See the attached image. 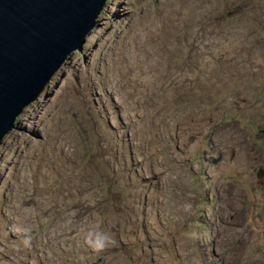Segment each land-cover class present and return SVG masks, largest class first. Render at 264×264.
Returning <instances> with one entry per match:
<instances>
[{
	"label": "rangeland",
	"instance_id": "1",
	"mask_svg": "<svg viewBox=\"0 0 264 264\" xmlns=\"http://www.w3.org/2000/svg\"><path fill=\"white\" fill-rule=\"evenodd\" d=\"M107 1L0 145V264H264V0Z\"/></svg>",
	"mask_w": 264,
	"mask_h": 264
},
{
	"label": "water",
	"instance_id": "2",
	"mask_svg": "<svg viewBox=\"0 0 264 264\" xmlns=\"http://www.w3.org/2000/svg\"><path fill=\"white\" fill-rule=\"evenodd\" d=\"M107 0H0V145L50 78L81 50Z\"/></svg>",
	"mask_w": 264,
	"mask_h": 264
},
{
	"label": "bare ground",
	"instance_id": "3",
	"mask_svg": "<svg viewBox=\"0 0 264 264\" xmlns=\"http://www.w3.org/2000/svg\"><path fill=\"white\" fill-rule=\"evenodd\" d=\"M106 2H107V1H106ZM121 2H122V1H121ZM130 2H131V0H130ZM232 3H234V2H232ZM105 4H106V3H105ZM104 6H105V5H104ZM103 10H104V8H103ZM103 10H102V11H103ZM120 11H121V14L118 13V17H119V18H121V15H123V16H126V15H127V14H126V9L123 8V9H121ZM101 13H102V12H101ZM101 13H100V15H101ZM256 16H257V15H256ZM259 16H260V15H259ZM252 17H253V16H252ZM254 17H255V16H254ZM98 18H99V17H98ZM171 18H172V17H171ZM260 18H261V16H260ZM255 19H257V18H255ZM97 21H98V19H97ZM168 21H169V20H168ZM169 22H170V21H169ZM96 24H97V23H96ZM151 24H152V23H151ZM101 25H104V24H102V22H101ZM95 26H96V25H95ZM151 26H152V25H151ZM153 26H155V24H154ZM148 27H149V25H148ZM170 27H171V26H170ZM93 29H94V28H93ZM151 29H152V27H151ZM148 30H149V29H148ZM152 30H153V29H152ZM154 30H155V29H154ZM156 30H157V29H156ZM146 31H147V30H146ZM152 32H153V31H152ZM145 33H146V32H145ZM148 33H149V31H148ZM154 33H156V31H155ZM245 33H246V32H245ZM89 34H90V33H89ZM89 34H88V35H89ZM241 34H242V32H240V33L238 34V36L241 35ZM153 35H154V34H153ZM91 36H92V35H91ZM150 37H151V36H150ZM150 37H149V38H150ZM152 37H153V36H152ZM242 38H243V37H242ZM151 39H152V38H151ZM151 39H150V40H151ZM86 40H87V39H85V41H86ZM140 40H141V39H140ZM141 41H142V40H141ZM150 42H151V41H150ZM150 42H149V43H150ZM153 43H154V42H153ZM242 43H244V41L241 42V44H242ZM246 43H247V41H246ZM150 45H152V44H150ZM247 46H248V45H247ZM250 46H251V45H249V47H250ZM154 47H155V46H154ZM154 47H153V48H154ZM153 48H151V49H153ZM155 48H156V47H155ZM246 48H247V47H246ZM250 48H252V47H250ZM134 49H135V48H134ZM137 49H138V48H137ZM140 49H141V47H140ZM149 49H150V48H149ZM151 49H150V51H151ZM240 49H241V47H240ZM241 50H242V49H241ZM243 50H244V49H243ZM131 51H133V50H131ZM134 51H135V50H134ZM134 51H133V52H134ZM137 51H138V50H137ZM148 51H149V50H148ZM154 52H155V51H153L152 53H154ZM247 52H248V51H247ZM141 53H142V52H141ZM244 53H245V52H244ZM255 53H256V52H255ZM255 53H254V54H255ZM131 54H132V53H131ZM144 54H145V53H144ZM144 54H143V55H144ZM240 54H241V53H240ZM245 54H246V53H245ZM245 54H244V55H245ZM132 55H134V54H132ZM136 55H137V54H136ZM136 55H135V56H136ZM138 55H141V54H138ZM138 55H137V56H138ZM146 55H148V53H146ZM150 55H151V54H150ZM251 55H252V54H251ZM255 56H256V55H255ZM255 56H254V57H255ZM257 56H258V54H257ZM257 56H256V57H257ZM261 56H262V54H261ZM261 56H260V57H261ZM69 57H70V56H69ZM144 57H145V56H144ZM148 57H149V56H148ZM241 57H242V54H241ZM243 57H244V56H243ZM262 57H263V56H262ZM146 58H147V57H146ZM68 59H69V58H68ZM133 59H134V58H133ZM137 59H138V58H137ZM147 59H148V58H147ZM149 59H150V58H149ZM149 59L146 60V62L149 61ZM240 59H241V58H240ZM243 59H244V58H243ZM243 59H242V60H243ZM258 59H259V58H258ZM260 59H261V58H260ZM260 59H259V60H260ZM141 60H143V59H141ZM249 60H250V59H249ZM251 60H253V58H252ZM259 60H258V61H259ZM139 61H140V60H139ZM143 61H145V60H143ZM253 61H254V60H253ZM255 61H256V60H255ZM255 61H254V62H255ZM258 61H257V62H258ZM152 62H153V61H152ZM243 62H244V61H243ZM148 63H149V62H148ZM153 63H154V62H153ZM260 64H261V63H260ZM142 65H143V63H142ZM146 65H147V64H146ZM148 65H149V64H148ZM225 65H226V64H225ZM232 65H233V64H232ZM229 66H230V65H229ZM255 66H256V65H255ZM259 66H260V65H259ZM60 67H61V66H60ZM60 67H59V68H60ZM150 67H151V66H150ZM252 68H253V66H252ZM151 69H152V68H151ZM229 69H230V68H229ZM250 70H251V69H250ZM231 71H232V70H230V72H231ZM251 72L253 73L252 70H251ZM150 73H151V72H150ZM135 74H136V73H135ZM229 74H230V73H229ZM229 74H228V75H229ZM136 75H138V74H136ZM93 77H94V76H93ZM104 77H105V75H104ZM107 77H108V76H107ZM219 77H220V76H219ZM226 77H227V76H226ZM231 77H232V76H231ZM216 78H217V77H216ZM229 78H230V77H229ZM50 79H51V78H50ZM105 79H107V78H105ZM105 79H104V80H105ZM111 79H112V78H111ZM95 80H96V78H95ZM210 80H211V79H210ZM229 80H230V79H229ZM49 81H50V80H49ZM97 81H98V80H97ZM108 81H109V79H108ZM108 81H107V82H108ZM99 82H100V81H99ZM102 82H104V81H102ZM111 82H112V81H111ZM135 82H136V81H135ZM204 82H206V80H205ZM210 82H211V81H210ZM214 82H215V81H214ZM214 82H213L212 84H214ZM47 84H48V83H47ZM196 84H197V83H196ZM215 84H216V83H215ZM115 85H116V84H115ZM210 85H211V84H210ZM216 85H217V84H216ZM102 86H103V85H102ZM104 86H105V85H104ZM197 86H198V85H197ZM214 86H215V85H214ZM45 87H46V86H45ZM226 87H228V85H227ZM109 88H110V87L108 86V89H109ZM112 88H113V86H112ZM205 88H206V87H205ZM216 88H217V87H216ZM218 88H220V87H218ZM44 89H45V88H44ZM105 89H106V88H105ZM198 89H199V87H198ZM231 89H232V88H231ZM231 89H230V91H231ZM109 90H110V89H109ZM206 90H208V89H206ZM224 90H225V89H224ZM226 90H227V89H226ZM127 91H128V90H127ZM209 91H210V90H209ZM212 91H213V90H212ZM218 91H219V90H218ZM125 92H126V90H125ZM125 92H124V93H125ZM221 92H223V91H221ZM231 92H232V91H231ZM204 93H205V92L203 91V94H204ZM217 93H219V92H217ZM226 93H227V92H226ZM213 94H214V93H213ZM39 95H40V94H39ZM222 95H223V94H222ZM213 96H214V95H213ZM217 96H218V95H216V97H217ZM216 97H214V98H216ZM219 97H220V96H219ZM37 98H38V97H37ZM37 98H36V99H37ZM36 99H35V100H36ZM70 101H71V100H70ZM76 101H77V100H76ZM33 102H34V101H33ZM70 104H71V103H70ZM29 105H30V104H29ZM29 105H28V106H29ZM73 105H74V104H73ZM28 106H27V107H28ZM27 107H26V108H27ZM23 111H24V110H23ZM251 111H252V110H251ZM59 112H60V110H59ZM253 112H254V111H253ZM255 112H256V111H255ZM62 113H63V112H62ZM56 114H57V113H56ZM256 114H257V113H256ZM256 114H255V115H256ZM252 115H254V114H252ZM250 116H251V114H250ZM40 118H41V117H40ZM18 120H19V117H18ZM151 120H152V119H151ZM67 122H68V121H67ZM22 125H23V124H22ZM44 125H45V124H44ZM15 126H16V125H15ZM49 127H50V126H49ZM14 128H15V127H14ZM40 128H41V127H40ZM26 129H27V130H30V131H33V132H34V131H38V129L36 128V126H34V127H29V128L26 127ZM62 129H63V128H62ZM62 129H61V130H62ZM52 130H53V129H52ZM61 130H60V131H61ZM41 131H42V133L46 132V128L43 127V128L41 129ZM48 132H49V131H48ZM56 132H57V131L52 132V137L55 135ZM61 132H62V131H61ZM61 132H60V133H61ZM9 133H10V132H9ZM9 133H8V134H9ZM58 133H59V132H58ZM107 133H108V132H107ZM8 134H7V135H8ZM45 134H46V133H45ZM48 134H49V133H48ZM50 135H51V134H50ZM62 135H63V133H62ZM122 135H123V134H122ZM128 135H129V134H128ZM58 136H59V135H58ZM58 136H57V137H58ZM5 137H6V136H5ZM15 137H16V136H15ZM18 137H19V136H18ZM18 137H17V138H18ZM54 137H55V136H54ZM62 137H63V136H62ZM55 138H56V137H55ZM53 139H54V138H53ZM3 140H4V139H3ZM64 140H65V139H64ZM55 142H57V141H55ZM64 142H65V141H64ZM3 143H4V142H3ZM57 144H58V143H57ZM60 144H62V143H60ZM114 144H115V143H114ZM119 144H120V142H119ZM152 145H153V144H152ZM140 146H141V145H140ZM121 148H122V147H121ZM55 149H56V148H55ZM58 149H59V148H58ZM58 149H57V150H58ZM58 151H59V150H58ZM60 151H61V150H60ZM198 152H199V151H198ZM57 153H58V152H57ZM57 156H58V155H57ZM43 157H44V155H43ZM58 158H59V157H58ZM46 159H47V158H46ZM156 159H157V157H156ZM51 160H52V159H51ZM57 160H58V159H57ZM58 161H59V160H58ZM218 162H219V160H215V161H214V163H218ZM50 163H51V162H50ZM60 163H61V160H60ZM148 165H149V164H148ZM143 167H144V166H143ZM147 168H148V167H147ZM158 169H159V168H158ZM61 172H62V171H61ZM146 172H147V171H146ZM161 172H162V171H161ZM42 173H43V171L41 172V174H42ZM150 173H151V172H150ZM156 173H157V172H156ZM148 174H149V172H148ZM260 174H261V173H260ZM154 175H155V174H154ZM152 176H153V175H152ZM162 176H163V175H162ZM39 177H40V176H39ZM39 177H38V178H39ZM42 177H43V176H42ZM42 177H41V178H42ZM148 177H149V176H148ZM41 178H40V179H41ZM146 178H147V177H146ZM160 178H161V177H160ZM148 179H149V178H148ZM167 179H168V178H167ZM169 179H170V178H169ZM38 180H39V179H38ZM42 180H43V179H42ZM48 180H49V179H48ZM162 180H163V179H162ZM40 181H41V180H39V182H40ZM40 183H41V182H40ZM48 183H49V182H48ZM185 187H186V186H185ZM185 187H184V188H185ZM201 187H202V186H201ZM242 190H243V189H242ZM214 193H216V192H214ZM229 196H230L232 199H234V198L237 197V195H236L235 193L229 194ZM193 198H195V197H193ZM184 199H185V198H184ZM166 200H167V199H166ZM185 200H186V199H185ZM45 203H46V202H45ZM185 203H186V202H185ZM40 204H41V203H40ZM165 204H166V203H165ZM189 204H190V203H189ZM45 205H46V204H45ZM167 206H168V204H167ZM49 207H50V206H49ZM51 207H52V205H51ZM165 207H166V206H165ZM245 207H247V205H246ZM193 208H194V207H193ZM166 209H168V208H166ZM244 209H245V208H244ZM246 210H247V208H246ZM4 219H5V218H4ZM63 219H64V218H63ZM63 219H62V220H63ZM64 222H65V221H64ZM64 222H63V223H64ZM3 224H4V223H3ZM7 224H8V223H7ZM61 225H62V224H61ZM8 226H9V225H8ZM64 227H65V226H64ZM7 229H8V228H7ZM65 232H66V231H65ZM68 233H69V232H68ZM10 234H11V233H10ZM75 235H76V234H75ZM3 236H4V235H3ZM5 236H8V235H5ZM68 236H69V235H68ZM14 237H15V235H14ZM2 238H3V237H2ZM5 238H8V237H5ZM94 238H95V237H94ZM77 239H78V238H77ZM78 241H79V240H78ZM98 241H99V240H98ZM103 242H104V241H103ZM95 244H96V242H95ZM97 244H98V243H97ZM258 249H259V248H258ZM213 253H214V251H213ZM213 253H212V254H213ZM212 256H214V255H212ZM214 257H215V256H214Z\"/></svg>",
	"mask_w": 264,
	"mask_h": 264
},
{
	"label": "trees",
	"instance_id": "4",
	"mask_svg": "<svg viewBox=\"0 0 264 264\" xmlns=\"http://www.w3.org/2000/svg\"><path fill=\"white\" fill-rule=\"evenodd\" d=\"M106 3H108V1H107ZM102 13H103V12H102ZM102 13H101V14H102ZM40 94H41V93H40Z\"/></svg>",
	"mask_w": 264,
	"mask_h": 264
}]
</instances>
